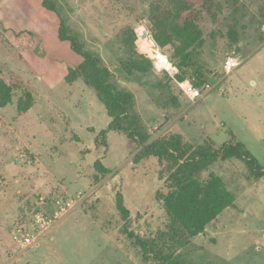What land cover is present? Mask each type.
I'll use <instances>...</instances> for the list:
<instances>
[{
    "label": "rangeland",
    "instance_id": "374dc122",
    "mask_svg": "<svg viewBox=\"0 0 264 264\" xmlns=\"http://www.w3.org/2000/svg\"><path fill=\"white\" fill-rule=\"evenodd\" d=\"M154 1L54 3L116 85L134 95L151 139L176 133L192 144L237 140L264 164V41L258 30L264 0H214L213 12L200 20L204 42L196 58L213 89L194 103L163 88L154 52H148L153 61L148 72L127 76L120 67L122 31L133 30L142 44L144 27L153 42ZM57 23L41 0H0V81L13 91L12 102L0 108V264H144L122 232L115 197H123L129 230L145 237L167 232L168 218L157 199L164 190L161 166L153 157L135 161L137 146L126 135L111 132L107 147L97 144L109 118L92 88L81 79L65 82L70 60L67 50L52 43ZM230 28L238 47L227 38ZM231 55L241 64L225 74L223 64ZM26 92L33 105L18 113L16 102ZM96 160L107 174L97 172ZM211 171L231 184L237 198L180 249L183 263L264 264V180L252 178L236 159L215 163ZM57 198L73 199V208L32 246L20 247L14 234L36 232L34 216L43 201Z\"/></svg>",
    "mask_w": 264,
    "mask_h": 264
},
{
    "label": "trees",
    "instance_id": "16d2710c",
    "mask_svg": "<svg viewBox=\"0 0 264 264\" xmlns=\"http://www.w3.org/2000/svg\"><path fill=\"white\" fill-rule=\"evenodd\" d=\"M41 7L57 18L55 40L52 42L54 47L58 51L60 48L68 51L70 64L65 82L72 84L81 79L94 90L105 108L109 122L99 131L97 144L101 142L107 147V136L111 132L126 135L137 146L135 161L153 157L161 166L160 179L163 180L164 190L157 192V199L167 215L168 231L160 233L159 237H145L129 230V212L122 195L117 193L115 202L123 220L122 232L138 249L144 264H184L180 249L202 234L225 209L234 207L237 198L231 184L211 171V167L218 162L236 159L245 165L252 178L264 180V164H260L237 140L220 146L210 140L192 144L176 133L151 139L135 109L134 95L118 87L112 72L101 58L86 50L58 12L54 0H41ZM214 7V0H155L150 4L152 40L178 70L174 78L167 72L162 73V84L166 90L181 93L176 82L185 80L201 90L209 83L207 72L196 58L204 42L198 23L209 16ZM263 22L264 15L259 21L258 30ZM227 38L231 45L238 47L239 40L233 28L229 29ZM260 40L264 41L261 31ZM119 43L125 56L120 67L127 76L133 72L145 73L153 68L148 51L133 30L122 31ZM166 48L170 50L164 51ZM12 98L11 87L1 80L0 108L9 105ZM32 105V98L27 92L16 102L18 113L27 112ZM94 166L102 175L109 172L100 160H96Z\"/></svg>",
    "mask_w": 264,
    "mask_h": 264
},
{
    "label": "built area",
    "instance_id": "2783aa9c",
    "mask_svg": "<svg viewBox=\"0 0 264 264\" xmlns=\"http://www.w3.org/2000/svg\"><path fill=\"white\" fill-rule=\"evenodd\" d=\"M260 31L264 36V22L260 27ZM157 46L153 43L152 53H155V68L160 72H167L171 78H174L178 70L169 61L166 55H162ZM153 53V54H154ZM241 62L236 58L235 55H231L226 58L223 64V70L225 74L231 73L235 68L239 67ZM182 95L188 99L191 103H194L199 98H201L205 93L213 89L211 83H207L201 89L195 87L193 83L189 80L183 82H176ZM78 198V196H77ZM74 201L63 200L60 198L52 199L50 202L43 201V209L34 216V222L36 225V232H30L27 229H19L18 233L14 234L13 239L22 248H27L33 245V243L42 235L44 231L49 229L56 220L63 217L73 208Z\"/></svg>",
    "mask_w": 264,
    "mask_h": 264
},
{
    "label": "bare ground",
    "instance_id": "6f19581e",
    "mask_svg": "<svg viewBox=\"0 0 264 264\" xmlns=\"http://www.w3.org/2000/svg\"><path fill=\"white\" fill-rule=\"evenodd\" d=\"M142 44L144 45V47L146 48V50L150 53L152 52V48H153V42L151 40H149V38L144 39Z\"/></svg>",
    "mask_w": 264,
    "mask_h": 264
},
{
    "label": "water",
    "instance_id": "95a60500",
    "mask_svg": "<svg viewBox=\"0 0 264 264\" xmlns=\"http://www.w3.org/2000/svg\"><path fill=\"white\" fill-rule=\"evenodd\" d=\"M142 40H144V39H147L148 38V32H147V30L143 27V33H142Z\"/></svg>",
    "mask_w": 264,
    "mask_h": 264
},
{
    "label": "crops",
    "instance_id": "0c3cea01",
    "mask_svg": "<svg viewBox=\"0 0 264 264\" xmlns=\"http://www.w3.org/2000/svg\"><path fill=\"white\" fill-rule=\"evenodd\" d=\"M238 68V67H237ZM236 69V68H235Z\"/></svg>",
    "mask_w": 264,
    "mask_h": 264
}]
</instances>
